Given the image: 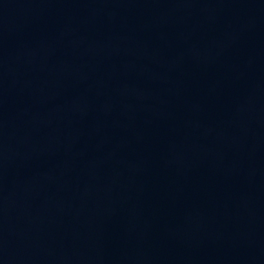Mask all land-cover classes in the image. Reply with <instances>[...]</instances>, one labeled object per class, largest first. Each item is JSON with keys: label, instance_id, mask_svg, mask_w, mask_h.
<instances>
[{"label": "water", "instance_id": "obj_1", "mask_svg": "<svg viewBox=\"0 0 264 264\" xmlns=\"http://www.w3.org/2000/svg\"><path fill=\"white\" fill-rule=\"evenodd\" d=\"M0 264H264V0H0Z\"/></svg>", "mask_w": 264, "mask_h": 264}]
</instances>
